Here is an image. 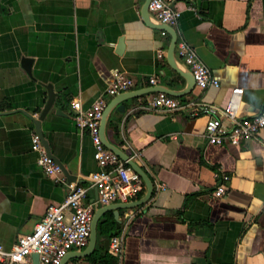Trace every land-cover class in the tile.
Instances as JSON below:
<instances>
[{
    "label": "crops",
    "instance_id": "0c3cea01",
    "mask_svg": "<svg viewBox=\"0 0 264 264\" xmlns=\"http://www.w3.org/2000/svg\"><path fill=\"white\" fill-rule=\"evenodd\" d=\"M146 1L0 0V244L10 249L51 204L63 202L70 183L88 185V176L100 170L73 104L89 110L123 72L135 84L123 97L106 94L108 104L122 97L126 107L112 112L108 139L134 157L154 182V193L119 217L106 211L93 252L71 260L89 263L94 253L109 252L117 264H264V130L240 143L214 144L202 111L148 106L156 90L182 93L187 81L168 60L171 34L156 28L158 19L146 18ZM173 6L180 12L172 25L177 43L187 42L219 80V86L196 84L174 97L224 107L240 87V116H257L264 109V0H173ZM176 55L184 63L178 47ZM25 58L32 60L29 72ZM48 84L58 95L41 129L69 172L59 174L61 181L38 164L32 144ZM222 182L227 189L217 197ZM146 191L145 185L142 196ZM85 202L94 203V213L121 203H98L93 188ZM103 221L109 223L101 233ZM118 230L123 245L117 254L109 235Z\"/></svg>",
    "mask_w": 264,
    "mask_h": 264
},
{
    "label": "built area",
    "instance_id": "2783aa9c",
    "mask_svg": "<svg viewBox=\"0 0 264 264\" xmlns=\"http://www.w3.org/2000/svg\"><path fill=\"white\" fill-rule=\"evenodd\" d=\"M149 10L156 19L166 25L175 24L180 17V12L173 6V0H151ZM161 33L168 35L166 30H162ZM176 47L185 65L192 71L199 87L219 86L218 78L211 74L187 42L180 41ZM164 54V50L158 51L159 58H162ZM151 83L156 84V78L152 77ZM134 84L131 77L123 72H117L106 94L115 96L131 90ZM106 94L100 96L87 111L82 110L79 103L73 104L77 110L75 118L78 127L87 129L91 135L100 170L88 176V185L70 183L63 202L51 204L43 219L35 225L34 230L19 236L10 249L0 244V264H34V254L39 255V264H61L70 251L83 249L89 242L94 203L87 204L85 201L92 188L97 190L98 203L103 205L132 201L144 191L145 184L142 177L103 141L101 125L108 105ZM243 94V88H234L227 105L221 107L204 103L188 104L165 92H157L148 106L168 112L189 110L192 114H199L202 111L208 116L206 125L208 140L219 145L234 144L252 138L264 130V109L253 118L240 116ZM32 144L39 154L38 164L45 172L58 177V181L64 180L59 176L62 173L61 166L49 155L38 132L33 134ZM228 179V175L223 176L224 181ZM161 187L164 188V185ZM226 189L225 182H222L214 195L220 197L225 194ZM122 245V236L112 237L110 248L113 253H120ZM66 264L90 263L70 260Z\"/></svg>",
    "mask_w": 264,
    "mask_h": 264
},
{
    "label": "water",
    "instance_id": "95a60500",
    "mask_svg": "<svg viewBox=\"0 0 264 264\" xmlns=\"http://www.w3.org/2000/svg\"><path fill=\"white\" fill-rule=\"evenodd\" d=\"M150 1L151 0H147L146 1V8H145L146 9L145 10L146 11V18L148 20H151L152 18H155L153 16V14L149 10ZM168 27H170L173 30H169ZM156 28H159L161 30H166V31H168V33L171 34L172 42H171V46L169 48V52H168V56H167L168 60H169V62L171 64V66L173 67V69L176 72H178L181 76H183L186 79V81H187V88L182 93H174V92H170V91H166V90H156V91L165 92V93L173 95V96H182L184 94H187V93L190 92V90H192V87L194 85H196V80L194 78V75H193L192 71L189 69V67L187 65H185L183 62H181L180 59L176 55V45H177V42H178V34L174 30L172 25H166V24L162 23V25H159V26L157 25ZM31 62H32V60L29 59V58H25L24 59V66L28 70V72L30 71ZM47 89H48V92H49V99H48V101L46 103V106L44 107L40 117L38 119H35L34 122H35V124L37 126V129H38L37 131L41 135L42 141H43V143H44L49 155H51L54 158V160L61 166L62 171L65 174L69 175V172L64 167V164L60 160H58V158H56V156L53 154L51 146H50L48 140L46 139V137L44 136V134L42 132V129H41V122L45 118V116L47 115L49 110L52 108V106L54 104L55 97L58 95L51 84L47 85ZM129 93L131 94V92H129ZM124 94L125 93H122V97L124 96ZM134 96L135 95L132 94L128 98H132ZM122 97H119L115 101L111 102L105 108V111H104V114H103V118H102V125H101L103 141H104L105 145L108 148H110L115 153H117L120 156V158H122L124 161H127V163L142 177V179H143V181H144V183L146 185L147 191L144 194V196H142L141 198H139L137 200H134V201H131V202H121V203L111 204V205H107V206H104V207L97 208L95 210V213H94V216H93V219H92V223H91V233H90V237H89V246H88V248L86 250L82 251L77 256H73V257L66 256L63 259L61 264H66L68 261H70L74 257H87L88 255H90L93 252V250L95 248V245H96V241H97L98 224H99L101 216L106 211L114 210L115 211V215L117 217H119L124 209H126V208H135V207H138V206L148 202V200L152 197V195L154 193V188H155L154 182L148 176V174L144 171V169L134 159H132L129 154H127L126 152H124L123 150H121L120 148L115 146L114 144H112L110 142V140L108 139L107 125H108V121H109V118H110L112 112L115 109L118 110V111H121V112H125L126 111V107L120 105V102L122 101L120 98H122ZM33 260H34V264H39V255L38 254H34L33 255Z\"/></svg>",
    "mask_w": 264,
    "mask_h": 264
},
{
    "label": "trees",
    "instance_id": "16d2710c",
    "mask_svg": "<svg viewBox=\"0 0 264 264\" xmlns=\"http://www.w3.org/2000/svg\"><path fill=\"white\" fill-rule=\"evenodd\" d=\"M142 196V194L140 195V197ZM108 221H103L100 222V230L101 233H104L105 231V225L108 224ZM108 230V229H107ZM120 232V230H118L117 232H111V234L109 235L110 238H112L113 236L117 235ZM90 264H117L118 263V258L116 256H114L113 254L109 253V252H105L99 256H97V253H94V255H92L90 257Z\"/></svg>",
    "mask_w": 264,
    "mask_h": 264
}]
</instances>
